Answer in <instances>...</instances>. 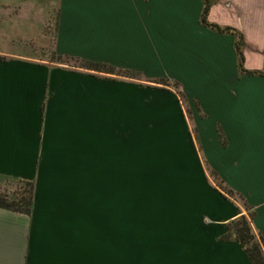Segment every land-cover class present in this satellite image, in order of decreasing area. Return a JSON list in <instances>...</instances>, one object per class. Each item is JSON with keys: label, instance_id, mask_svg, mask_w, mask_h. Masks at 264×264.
I'll return each instance as SVG.
<instances>
[{"label": "crops", "instance_id": "obj_1", "mask_svg": "<svg viewBox=\"0 0 264 264\" xmlns=\"http://www.w3.org/2000/svg\"><path fill=\"white\" fill-rule=\"evenodd\" d=\"M56 4L0 0V178L35 183L31 214L0 208V264H252L224 238L242 207L209 177L243 193L264 237V76L239 72L236 37L201 23L202 0H58V54L173 79L189 100L154 125L176 144L167 173L197 176L190 198L177 192L175 213L121 215L136 76L35 55ZM208 19L242 32L245 67L264 71V0H218Z\"/></svg>", "mask_w": 264, "mask_h": 264}, {"label": "rangeland", "instance_id": "obj_2", "mask_svg": "<svg viewBox=\"0 0 264 264\" xmlns=\"http://www.w3.org/2000/svg\"><path fill=\"white\" fill-rule=\"evenodd\" d=\"M57 27L58 0L56 7L43 25L44 30L41 32L38 46L35 47L34 44L32 47L29 46V49L35 50V55L41 59H47L53 64L86 69L83 67L86 64L84 58L60 55L56 52ZM98 72L104 73L105 71ZM114 75L123 80L131 78L129 75H135L137 86L136 173L134 176H120V214L175 213L176 204L181 203L180 198L176 200L177 192H181L179 194L188 192L190 198L192 186L189 181H192L193 178L196 179L197 176L186 175L184 177L190 180H184L181 183V176L167 173L174 170L170 166L174 167L176 161V144L160 142L158 139L163 138L156 133L158 127L155 125H158L164 118L168 120L176 118L179 111L172 106L175 102L184 108L186 114L190 105L189 100L187 96L183 95L181 87L173 79L146 78L140 72L128 71L121 67L116 69ZM195 130L196 127L193 126V131ZM154 139L158 141L155 142ZM201 154L203 155L202 152ZM209 177L223 193L242 207L244 214L249 216L252 209L246 206L245 197L242 196V198L235 191L231 193L229 185L221 176L211 174ZM21 186L22 184L17 181L0 178V191L15 193L20 190Z\"/></svg>", "mask_w": 264, "mask_h": 264}, {"label": "trees", "instance_id": "obj_3", "mask_svg": "<svg viewBox=\"0 0 264 264\" xmlns=\"http://www.w3.org/2000/svg\"><path fill=\"white\" fill-rule=\"evenodd\" d=\"M203 10L201 14V23L219 33H229L236 37L235 47L238 56V68L241 74L249 75H261L264 76L262 70H249L245 67V37L242 32L231 26H221L217 23L210 22L208 19L211 7L218 2V0H202ZM0 59H5V56L0 55ZM86 64L83 66L86 69L105 71L108 73H115L117 67L112 64L97 62L93 60L85 59ZM190 111V108H188ZM223 143H226L224 135L221 132ZM17 181L22 186L20 190L11 193L0 191V208H5L14 212L31 214L33 200H34V189L35 183L30 180L20 179H6ZM231 193L234 189L230 188ZM239 195H243L242 192H237ZM243 198V197H242ZM246 201V200H245ZM246 206L252 209V212L248 215L242 214L239 217L233 219L227 224L228 233L224 236L225 239H235L240 241L246 248L249 259L252 264H264V237L258 235L254 228V220L256 217V211L246 201Z\"/></svg>", "mask_w": 264, "mask_h": 264}]
</instances>
